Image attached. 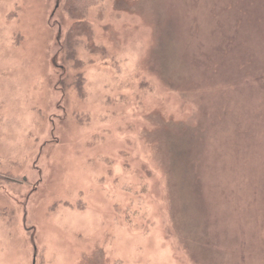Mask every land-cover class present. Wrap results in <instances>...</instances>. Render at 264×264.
Instances as JSON below:
<instances>
[{"label":"rangeland","instance_id":"374dc122","mask_svg":"<svg viewBox=\"0 0 264 264\" xmlns=\"http://www.w3.org/2000/svg\"><path fill=\"white\" fill-rule=\"evenodd\" d=\"M0 0V264H264V0ZM84 39V38H83Z\"/></svg>","mask_w":264,"mask_h":264},{"label":"trees","instance_id":"16d2710c","mask_svg":"<svg viewBox=\"0 0 264 264\" xmlns=\"http://www.w3.org/2000/svg\"><path fill=\"white\" fill-rule=\"evenodd\" d=\"M97 0H63L62 8L71 19L65 35L64 56L68 60H76V49L83 45L93 51L96 47L92 42V30L86 21V12ZM84 38V39H83Z\"/></svg>","mask_w":264,"mask_h":264}]
</instances>
